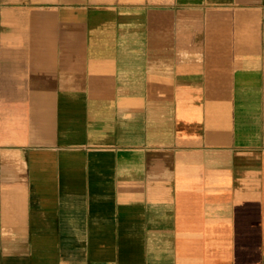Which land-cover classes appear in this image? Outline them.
<instances>
[{"label":"crops","instance_id":"obj_1","mask_svg":"<svg viewBox=\"0 0 264 264\" xmlns=\"http://www.w3.org/2000/svg\"><path fill=\"white\" fill-rule=\"evenodd\" d=\"M0 264H264V0H0Z\"/></svg>","mask_w":264,"mask_h":264}]
</instances>
